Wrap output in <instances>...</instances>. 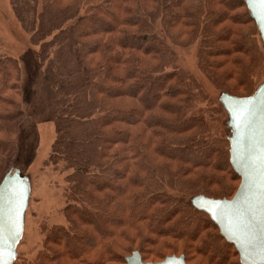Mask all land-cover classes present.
I'll return each instance as SVG.
<instances>
[{
  "label": "trees",
  "instance_id": "obj_1",
  "mask_svg": "<svg viewBox=\"0 0 264 264\" xmlns=\"http://www.w3.org/2000/svg\"><path fill=\"white\" fill-rule=\"evenodd\" d=\"M62 94L48 163L67 173L66 225L22 264H126L184 256L241 264L192 200L232 199L229 116L176 47H195L217 91L264 84V42L245 0H11ZM82 77L76 86L75 80ZM22 68L0 54V184L18 153ZM17 259V258H16ZM13 264H16V260Z\"/></svg>",
  "mask_w": 264,
  "mask_h": 264
},
{
  "label": "rangeland",
  "instance_id": "obj_2",
  "mask_svg": "<svg viewBox=\"0 0 264 264\" xmlns=\"http://www.w3.org/2000/svg\"><path fill=\"white\" fill-rule=\"evenodd\" d=\"M179 64L192 73L216 103L222 93L207 80L197 65L196 48L176 47ZM0 54L16 58L22 68L23 108L26 116L18 137V153L8 175L19 176L29 190L24 233L16 247V264L34 260L42 250L46 230L66 225L67 173L48 163L56 139L55 116L62 94L72 87L57 84L50 62H42L40 48L33 45L17 20L11 0H0ZM82 77L75 80L78 85ZM195 257L190 264H201ZM150 263V262H147ZM152 263V262H151Z\"/></svg>",
  "mask_w": 264,
  "mask_h": 264
},
{
  "label": "water",
  "instance_id": "obj_3",
  "mask_svg": "<svg viewBox=\"0 0 264 264\" xmlns=\"http://www.w3.org/2000/svg\"><path fill=\"white\" fill-rule=\"evenodd\" d=\"M264 42V5L245 0ZM220 103L229 116L231 164L241 178L232 199L198 196L193 206L207 213L222 237L233 245L241 264H264V84L249 98L221 94ZM29 190L17 175H6L0 184V264H13L16 247L24 233ZM126 264H187L184 256L144 263L140 253Z\"/></svg>",
  "mask_w": 264,
  "mask_h": 264
},
{
  "label": "snow or ice",
  "instance_id": "obj_4",
  "mask_svg": "<svg viewBox=\"0 0 264 264\" xmlns=\"http://www.w3.org/2000/svg\"><path fill=\"white\" fill-rule=\"evenodd\" d=\"M259 3L264 5V0H259Z\"/></svg>",
  "mask_w": 264,
  "mask_h": 264
}]
</instances>
